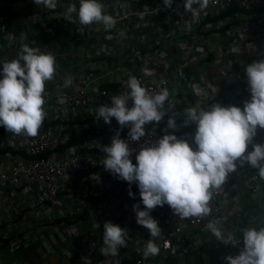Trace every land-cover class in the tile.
<instances>
[{
    "label": "built area",
    "instance_id": "1",
    "mask_svg": "<svg viewBox=\"0 0 264 264\" xmlns=\"http://www.w3.org/2000/svg\"><path fill=\"white\" fill-rule=\"evenodd\" d=\"M101 2L117 20L108 31L102 24L81 25L76 14L72 23L63 18L69 4L79 8V0H58L55 10L32 0H0V51L12 60L27 44L51 52L57 64L54 79L46 83L47 118L38 135L17 136L2 130L0 134V207L7 202L13 206L16 227L25 222L22 205L27 200L48 212L49 218L37 224L33 233L31 227L11 237L9 224L0 219V253L22 251L23 257L12 264H32L31 254L52 256L59 264H84L82 257L92 264H225L224 258L238 255L243 243L225 246L206 225L217 220L223 232L233 233L237 240L242 239V228L264 226V179L258 171L238 166L214 194L208 217L182 219L168 205L157 207L151 215L162 229V237L155 241L160 252L144 259L143 249L151 237L136 223L133 205L144 208L139 189L131 186L135 199L131 198L128 183L103 169L105 154L93 144L110 145L115 134L101 132L98 139L85 137L77 145L73 141L103 120L97 121L92 112L110 106L111 96L126 92L131 76L153 94L164 87L169 90L166 109L173 111L177 124L174 132L166 128L159 133L157 126L149 130L147 125L140 144L129 140L137 150L164 134L178 138L194 134V124L183 125L187 108L219 103L243 109L244 101L250 100L246 66L264 58V0H210L195 19L185 11V0H173L171 9L165 8L163 0ZM14 19L19 24L12 29L9 22ZM69 76L73 84L66 88L60 81ZM111 125L108 131L119 130L121 138L127 139V128L120 129L114 118ZM259 140L264 143V129H258L253 143L260 144ZM66 143L70 144L60 150ZM131 159L135 164V154ZM108 194L112 195L106 199ZM105 222L128 230L127 247L120 248L118 256L100 254ZM30 237L38 241L32 251ZM201 247L205 252H198Z\"/></svg>",
    "mask_w": 264,
    "mask_h": 264
},
{
    "label": "clouds",
    "instance_id": "2",
    "mask_svg": "<svg viewBox=\"0 0 264 264\" xmlns=\"http://www.w3.org/2000/svg\"><path fill=\"white\" fill-rule=\"evenodd\" d=\"M32 2L49 10L58 6V0ZM163 4L171 9L173 0H163ZM209 4L210 0H185L184 8L195 19ZM73 14L81 25L102 24L105 31L117 24V20L105 12L101 0H79L78 9L76 4H69L63 18L72 23ZM0 66V134L2 130L12 135L36 137L47 118L46 83L56 75L55 56L24 44L17 58L2 61ZM245 74L250 100L244 101L243 109L214 103L207 108L197 105L185 110L187 119L183 125H195L191 144L177 135L164 134L150 145L139 146L138 150L131 147L129 140L140 144L147 135V125L149 130L157 126L156 133L166 128L174 132L177 127L173 111L166 109L169 90L164 87L153 94L135 76L127 80L126 92L111 96L110 106L102 105L92 112L97 121L103 119L111 124L114 118L120 129L129 130L127 139H122L118 130L109 133L115 134L110 145L93 144L105 154L101 160L103 169L128 183L131 198L135 199L131 186L136 184L139 189L144 208L141 210L137 203L133 211L136 223L146 228L151 237L143 249L144 259L160 252L155 241L162 237V229L151 215L157 207L168 205L174 215L182 219L208 217L214 194L238 166L245 165L248 172L258 171L259 177L264 179V143L261 140L260 144L253 143L258 129H264V58L247 65ZM72 84L71 76L64 80V87ZM134 154L135 164L131 159ZM103 229L100 254L118 256L119 249L127 247L128 230L112 222H105ZM206 229L225 246L237 247L242 241L239 254L226 256L225 264H264V226L242 228L241 240L231 232L225 234L217 220H210ZM81 259L84 264H92L88 257Z\"/></svg>",
    "mask_w": 264,
    "mask_h": 264
},
{
    "label": "crops",
    "instance_id": "3",
    "mask_svg": "<svg viewBox=\"0 0 264 264\" xmlns=\"http://www.w3.org/2000/svg\"><path fill=\"white\" fill-rule=\"evenodd\" d=\"M34 8H35V5H33V9ZM18 24H19V21L17 19H14V20L9 22V26L12 27V29H14V27L16 25H18ZM5 43L7 44L6 40H5ZM8 56L9 55L6 54L5 52L3 53V52L0 51V62L5 61V60L10 61ZM84 62L87 65V62H88L87 57H85ZM67 69L69 70L70 68L67 67ZM63 82H64V80L60 81V83H63ZM113 127H114L113 125L106 124L103 120H101V122H98L95 127H91L89 132H87L85 134H81L80 136H76V138H74L73 144L77 145L78 141H80V142L85 141V139L88 138V137H92V138L98 139L100 136H102L101 132H104L106 135H109L110 131H108L109 130L108 128H110L112 130ZM193 136H194V134L190 133V134H187V135H183V137H180V138L187 139L188 142L191 144L192 143L191 137H193ZM98 144H100V143H98ZM63 147L65 148L66 146L64 145ZM110 195H112V194H108L106 199L109 198ZM8 200L11 203H14L13 199L8 198ZM8 205H9V203L7 202L5 208H3V207L1 208L0 207V219L5 220V222H7L9 224L11 230L8 232V235L10 237H11V235L14 232H17L21 236V234H23L25 231H28L29 228H31V227H33L31 229V232L33 233V229H34V227H37V224L45 223L46 220L49 218L48 215H47L48 212L43 213V212L39 211L38 209H36L34 204L31 203L30 200H27V202L25 204L23 203V205H22L23 219L25 220V222L23 224V220H22V217H21L22 224L19 225L18 227H16L17 223L15 225V220H14V218L11 217V210H13V206L10 204V206H9L10 209H9ZM29 214L32 215V217H33V220L31 222H29V219H30V215ZM38 218H40V220H38ZM111 218L113 220L115 219V213L114 212L111 213ZM37 243H38V241H37L36 237H30L29 250L32 251L35 248V245ZM21 252L18 251V253L14 254L12 252L10 253L9 251H7V249H5V250H2L0 254H1V258L2 257L6 258V261H7L6 263L7 264H12L13 262L18 261V260L21 259V257H23L22 256L23 252L22 253ZM24 253H25V251H24ZM26 256H28V255H26ZM156 256H154V257H156ZM30 257H32V259H33L32 260V264H59L57 259H55L52 256L49 257V258L48 257H46V258H37L35 255L31 254ZM3 264H4V262H3Z\"/></svg>",
    "mask_w": 264,
    "mask_h": 264
},
{
    "label": "trees",
    "instance_id": "4",
    "mask_svg": "<svg viewBox=\"0 0 264 264\" xmlns=\"http://www.w3.org/2000/svg\"><path fill=\"white\" fill-rule=\"evenodd\" d=\"M4 1H5V0H4ZM6 1H7L8 3H9V2H12V0H6ZM9 5H10V4H9ZM4 6H5V5H4ZM6 6H7V5H6ZM4 9H5V11L8 10L7 7L4 8ZM24 13H25V12H24ZM170 117H172V116H169V118H170ZM69 144H70V143H66L65 146H68ZM63 146H64V145H63ZM63 146H62V147H63ZM62 147H61V150L64 148V147H63V148H62ZM0 153L3 154L2 152H0ZM5 245H7V244L5 243L4 245H2L3 247H2V246H1V247L4 249V248H5ZM203 251L205 252V248H204V247H201L200 250H198V252H201V253H202ZM200 255H201V254H200Z\"/></svg>",
    "mask_w": 264,
    "mask_h": 264
},
{
    "label": "rangeland",
    "instance_id": "5",
    "mask_svg": "<svg viewBox=\"0 0 264 264\" xmlns=\"http://www.w3.org/2000/svg\"><path fill=\"white\" fill-rule=\"evenodd\" d=\"M15 254V253H14ZM2 261L4 262V264H7L6 262V258L2 257ZM10 263V262H9Z\"/></svg>",
    "mask_w": 264,
    "mask_h": 264
}]
</instances>
